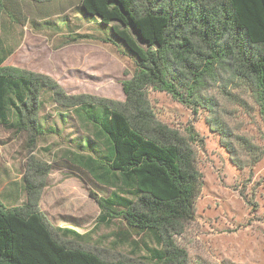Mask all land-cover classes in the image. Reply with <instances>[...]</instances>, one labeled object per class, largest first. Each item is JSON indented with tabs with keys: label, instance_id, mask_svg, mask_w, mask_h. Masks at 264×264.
<instances>
[{
	"label": "trees",
	"instance_id": "obj_1",
	"mask_svg": "<svg viewBox=\"0 0 264 264\" xmlns=\"http://www.w3.org/2000/svg\"><path fill=\"white\" fill-rule=\"evenodd\" d=\"M9 4L0 0V24ZM76 6L100 36L75 33L69 44L109 43L132 60V76L121 83L124 101L68 94L48 75L4 66L13 49L0 38V124L26 133L35 145L46 131L37 111L40 95L48 92L54 106L91 128L93 138L84 140L88 152L71 151L68 160L110 190L99 197L90 193L97 221L118 218L124 236L153 240L157 247H145L157 264H186L187 253L173 238L194 217L201 174L192 144L198 136L157 121L147 89L196 109L207 82L229 72L253 83L264 112V0H77ZM47 171L31 162L22 178L24 204L5 207L0 201V264H132L104 260L55 237L39 209Z\"/></svg>",
	"mask_w": 264,
	"mask_h": 264
},
{
	"label": "rangeland",
	"instance_id": "obj_2",
	"mask_svg": "<svg viewBox=\"0 0 264 264\" xmlns=\"http://www.w3.org/2000/svg\"><path fill=\"white\" fill-rule=\"evenodd\" d=\"M9 1V20L17 21L2 24L0 34L6 47L21 44L11 56L13 64L50 76L68 94L124 101L121 83L132 76V60L109 43L69 44L75 33L100 36L76 10L77 0ZM200 94L192 109L147 89L157 121L186 137L189 129L198 136L192 144L201 174L194 217L174 243L186 251V264H264V112L255 86L227 72L208 81ZM39 101L37 119L46 131L35 145L28 144L26 133L0 124L2 204H24L22 178L35 161L48 169L39 209L60 242L108 261L157 264L145 247H157L153 240L133 232L124 236L126 226L118 218L97 221L99 208L90 193L99 197L110 190L68 160L71 151L88 152L84 140L93 138L91 128L54 106L48 92ZM65 229L77 235L65 236Z\"/></svg>",
	"mask_w": 264,
	"mask_h": 264
},
{
	"label": "crops",
	"instance_id": "obj_3",
	"mask_svg": "<svg viewBox=\"0 0 264 264\" xmlns=\"http://www.w3.org/2000/svg\"><path fill=\"white\" fill-rule=\"evenodd\" d=\"M2 17H5V18H7V20L8 21H4L5 23H3V20H2ZM1 17V24H0V30H1V28L3 27V25L2 24H9V23H15V21H12L11 19L9 20V16H2ZM1 25H2V27H1ZM4 29V28H3ZM0 38H1V34H0ZM1 40H2V38H1ZM2 42H3V40H2ZM3 46L6 48V46H5V44H4V42H3ZM20 47H21V44H19L18 46H16V47H9V48H11V49H13L12 50V52L7 56V58L4 60V62H3V65L4 66H13V67H17V68H20V69H25L26 70V68H24V67H20V66H16L15 64H13L12 62H11V56L13 55V53L16 51V49L18 50V49H20ZM8 48V47H7ZM32 71L33 72V70L32 69H29L28 71ZM35 71V70H34Z\"/></svg>",
	"mask_w": 264,
	"mask_h": 264
}]
</instances>
